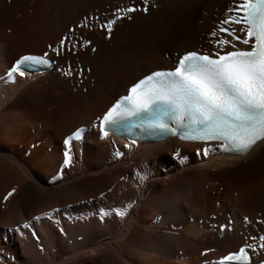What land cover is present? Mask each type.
I'll use <instances>...</instances> for the list:
<instances>
[{
	"label": "bare ground",
	"instance_id": "bare-ground-1",
	"mask_svg": "<svg viewBox=\"0 0 264 264\" xmlns=\"http://www.w3.org/2000/svg\"><path fill=\"white\" fill-rule=\"evenodd\" d=\"M135 1L42 0L28 34L0 28V78L22 56L51 60L0 81V264H216L239 246L264 264V139L233 156L218 144L102 138L98 127L136 80L183 53L247 50L217 31L243 35L221 25L243 0H153L147 15L108 14ZM95 15L114 21L108 40L83 30ZM80 34L96 50L73 53L82 72L67 80L60 41Z\"/></svg>",
	"mask_w": 264,
	"mask_h": 264
},
{
	"label": "snow or ice",
	"instance_id": "snow-or-ice-1",
	"mask_svg": "<svg viewBox=\"0 0 264 264\" xmlns=\"http://www.w3.org/2000/svg\"><path fill=\"white\" fill-rule=\"evenodd\" d=\"M136 10L125 7L117 12ZM232 11L242 12V16L236 20L227 18L221 25L242 24L243 35L237 36L223 26L217 31L228 34L232 41L247 45L249 50L216 53V58L190 52L179 58L173 70L149 74L102 117L99 124L101 137L120 130L126 123L130 127H147L193 142H222L227 145L224 151L238 153L250 149L258 138H264V0H243ZM112 23L114 21L101 27L110 32ZM69 43L70 38L63 37L61 48H67ZM215 43L219 46L231 41L219 39ZM49 65L47 58L25 55L15 62L8 75L17 71L23 75L34 66ZM74 135L80 138L79 131ZM63 143L69 145V139ZM202 152L206 154L207 149ZM64 156L67 164V151ZM116 215L123 216L124 213L117 211ZM239 253L244 254L245 248H240ZM233 255L236 254L223 259L230 261Z\"/></svg>",
	"mask_w": 264,
	"mask_h": 264
},
{
	"label": "rangeland",
	"instance_id": "rangeland-1",
	"mask_svg": "<svg viewBox=\"0 0 264 264\" xmlns=\"http://www.w3.org/2000/svg\"><path fill=\"white\" fill-rule=\"evenodd\" d=\"M41 1L42 0H0V28L2 27L3 31H6L5 33L7 35H10V34H28L32 29V27L30 25L32 16L34 15L36 8L40 4ZM142 1L143 0H141V1L136 0L135 2L137 4L136 3L134 4L133 2H132V4H128L129 7L135 6L137 11H134L132 13H126V14L147 15L149 13L148 7L155 5V3L152 2L153 0H144L143 2ZM145 1L147 2V4L145 3ZM146 11H147V13H144ZM123 13L120 14V12H117V9H113V10L109 9L108 10V14H110L112 17L113 16H115V17L122 16L123 17V15H124ZM87 25L88 26L86 28L83 27V30L86 31L87 29H89V31L88 30L86 31L89 33L97 32L99 30V31H103V33L105 35H107V34L110 35V33L113 32V29H114L111 27L110 32L103 30L101 26L104 25L105 27H107L108 23H107V19H103L102 16H100V15H95V19L90 20L89 24H87ZM97 28H99V29H97ZM95 29H97V30H95ZM69 30L74 31V29L70 28V27H69ZM71 31H69L70 34L73 33V31L72 32ZM108 35L105 36L106 40H108L110 38V36H108ZM84 38L85 37L82 34H80V36L76 35V36L70 37V43L67 45V48H63L62 52L64 53V55L65 54L67 55V53H68L67 56L65 55L67 58V60L65 59L66 60L65 62L67 63L69 71L72 73V74L68 73L67 75H65V78L67 80L69 78L70 79L73 78V75H74L73 71L74 70H75L74 72H76V71L82 72V67L79 66L80 62H76L74 59V57L77 55V53H85L86 48L90 49L91 52H95V50H96V47L94 48L93 46H91V44H90L91 42L88 41L86 38L85 39ZM73 53L75 56L73 55ZM68 56H69V59H68ZM74 68H76V69H74ZM243 222H246L245 219L243 220ZM200 255H203L202 252Z\"/></svg>",
	"mask_w": 264,
	"mask_h": 264
}]
</instances>
